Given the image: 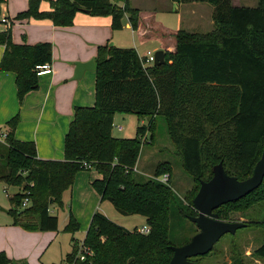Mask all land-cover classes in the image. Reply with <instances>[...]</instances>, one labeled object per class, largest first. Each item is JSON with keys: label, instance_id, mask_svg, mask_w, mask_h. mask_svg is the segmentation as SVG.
<instances>
[{"label": "trees", "instance_id": "16d2710c", "mask_svg": "<svg viewBox=\"0 0 264 264\" xmlns=\"http://www.w3.org/2000/svg\"><path fill=\"white\" fill-rule=\"evenodd\" d=\"M174 1L212 4L214 29L208 33L179 29L176 50L166 51L161 65L146 64L135 47L100 45L95 58L96 100L92 106L75 107L63 159L39 158L33 141L16 138L19 114L7 122L6 139L0 140V180L21 186L10 197L16 224L58 230L59 217L52 213L51 205L62 206L63 193L72 188L76 174L94 168L102 174L92 182L102 200H110L123 214L144 215L150 226L148 233H140L96 212L82 247L74 245L63 261L52 264H169L174 244L169 235L172 214L188 218L197 214L193 198L201 181L213 176L216 164L222 162L228 174L243 180L251 176L262 154L264 0L255 6L234 5L232 0ZM5 2L0 0V18ZM78 11L111 16L113 30L124 28L126 13L134 30L140 21L139 9L130 0H51V10L45 12L39 10L38 0H30L29 8L16 18H50L56 26H71ZM0 44L5 46L0 70L16 73L22 100L39 85L36 66L52 62V43H15L11 29L1 27L0 22ZM117 112L147 116L149 121L137 127L134 137H116L112 129ZM157 116L165 118L182 166L193 179L188 204L178 203L170 180L156 178L171 174L170 162H160L154 177L134 171L144 135L150 130L152 141L155 138ZM253 196L256 198L250 200ZM25 197L30 199L28 207L23 206ZM260 199H264V180L247 196L216 211L227 220L225 207H248ZM79 228L71 214L67 231L74 234ZM253 254L264 259V242ZM9 261L0 250V264ZM231 264L246 263L234 256Z\"/></svg>", "mask_w": 264, "mask_h": 264}, {"label": "rangeland", "instance_id": "374dc122", "mask_svg": "<svg viewBox=\"0 0 264 264\" xmlns=\"http://www.w3.org/2000/svg\"><path fill=\"white\" fill-rule=\"evenodd\" d=\"M29 5L30 0H8L7 3L3 4L1 16H6L5 14L11 15L13 36H17L18 40L16 42H28L27 38L33 33L28 31V28L31 25H35L33 20L47 19L32 17L31 23L24 22L23 24H19L17 20L13 19L17 12L27 10ZM38 6L41 12L48 11L51 9V0H38ZM168 17L171 23H174L177 15L170 14ZM42 24L44 25V23ZM2 25L4 26L5 24L2 23ZM80 29L74 30L75 32L70 35L72 36V42L76 43L77 48L84 43V39H87L85 35H82L83 33H80L84 28ZM111 32L109 44L114 42L116 46H133L132 32L130 30H111ZM117 40H120L118 42H122L125 45H118L120 43ZM43 41H51V39L39 42ZM146 48L140 46V50H143L142 52H145ZM65 52L66 56L71 54L70 51L66 50ZM88 72L96 73L95 69H89ZM148 121V117H138L131 113L118 114L114 120L112 134L116 137H134L137 133V127L147 124ZM120 125L123 126L122 129L119 128ZM8 130L9 127H5L2 130L4 136L0 135L1 141L6 139L5 134H7ZM154 132L155 138L152 142H148L151 135L150 130L147 133V139L143 140L134 171L142 177H154V170L160 162H170L172 170L169 180L178 196V203L181 201L184 205L188 204L186 200L187 192L194 189V182L182 166L178 150L168 134L164 117L157 116ZM89 174L95 177L96 171H83L78 176L77 184L74 185L73 189H68L63 193L62 206L58 204L51 205L52 213L59 217V227L56 231L33 230L21 224H16L14 215L10 211L14 208L10 197L14 196L21 189V186L9 185L4 180H0V250H4L10 259L7 264H13L14 261H27L29 264H52L63 261L67 254L72 251L73 245L78 248L82 247L96 212L104 213L111 220L130 230L148 224L144 215L138 213L123 214L117 210L110 200H102L99 192L95 188L90 187ZM255 198L253 196L250 200ZM182 207L187 210V207ZM223 211L228 218L227 221H242L246 222L247 226L239 228L235 234L227 233L223 235L209 254L193 258L196 264H231L234 256L242 257L246 264H264L263 258H258L253 254L254 250L264 242V199L254 201L248 207L245 205L238 208L237 206H228ZM71 214L80 225L79 230L74 234L67 231ZM23 218L27 219L26 217ZM198 231L196 224L187 216L184 217L182 215L181 217L178 212L172 214L169 231L170 239L174 243L172 245L180 246L189 242Z\"/></svg>", "mask_w": 264, "mask_h": 264}, {"label": "crops", "instance_id": "0c3cea01", "mask_svg": "<svg viewBox=\"0 0 264 264\" xmlns=\"http://www.w3.org/2000/svg\"><path fill=\"white\" fill-rule=\"evenodd\" d=\"M232 1L234 5L240 6H255L258 3V0ZM7 2L8 0H6ZM130 4L139 9L138 28L135 30L132 28L129 15L126 13L124 28L121 30L125 29L132 32V47H135L142 57L146 55L147 51L156 52L159 49H163L165 52H175V34L179 29L195 33H208L215 27L214 7L208 2L179 3L174 0H130ZM7 11L9 12L8 7ZM17 14L13 19L17 20L19 24L31 23L30 21L33 20L32 18L18 19L16 18ZM170 14L177 15L174 23H171L168 17ZM5 15L10 20L11 15ZM33 21L35 25L28 28V31L33 32L27 38L28 42H16L18 40L17 36H13L12 20H10L9 26L1 24V27L11 29L12 40L15 43L35 44L42 40L51 39L53 43L49 42L52 43L53 57L50 63L53 72L38 75V87L27 92L21 100L18 95L16 73L10 70H0V131L2 132L5 127L8 128L7 122L19 114L20 121L15 129L16 138L22 141H33L39 158L63 159L65 136L73 120L75 107L92 106L96 100V73L86 70L81 79L75 78L76 62H85L90 59L95 61L99 46L105 45L111 39L112 17L91 16L85 11H79L76 13L74 23L71 26H56L50 18ZM80 28H84L80 33H83L82 35H85L87 39H84V43L77 48L70 35L75 32L74 30H81ZM82 35L80 36L81 39L83 38ZM118 43H120L118 45H125L122 42ZM140 46L147 47L145 52L140 50ZM4 50L5 46L0 44V61ZM66 50L70 51L71 54L66 56ZM118 114L121 115L123 112L115 113L114 120ZM136 116L140 117L139 115ZM2 135L4 136V134ZM151 141L150 135L148 142ZM92 170L95 169L88 171ZM83 171L86 170L76 174L74 185L77 184L78 176ZM93 177L89 174L88 179L91 188L93 187L92 182L102 178V174L96 171L95 177ZM74 185L70 189H73Z\"/></svg>", "mask_w": 264, "mask_h": 264}, {"label": "water", "instance_id": "95a60500", "mask_svg": "<svg viewBox=\"0 0 264 264\" xmlns=\"http://www.w3.org/2000/svg\"><path fill=\"white\" fill-rule=\"evenodd\" d=\"M114 45V42L109 44ZM165 62V51L159 49L155 52V65ZM94 59L76 62L75 78L81 79L84 72L95 69ZM264 180V148L255 164L253 173L246 179L240 180L227 173L222 162L213 167V176L202 180L200 188L193 198V208L196 215L189 219L196 224L199 231L191 240L183 245H172L173 255L169 264H196L192 258L208 254L213 250L219 239L227 234H235L239 228L247 226L242 221H227L220 218L216 211L222 205L235 202L256 190ZM13 264H29L27 261H14Z\"/></svg>", "mask_w": 264, "mask_h": 264}, {"label": "built area", "instance_id": "2783aa9c", "mask_svg": "<svg viewBox=\"0 0 264 264\" xmlns=\"http://www.w3.org/2000/svg\"><path fill=\"white\" fill-rule=\"evenodd\" d=\"M0 22H1V24L2 23L5 24L6 26L10 25V20L6 16H1ZM144 59H145L146 64H153L154 60H155V52L154 51H147L146 55L144 56ZM36 72H37V75L50 74L53 72L52 64L50 62L38 64L36 66ZM119 128L122 129L123 127L121 126ZM145 139H147V134H145L143 137V140H145ZM0 140H1V138H0ZM86 167L91 168V165L86 163ZM135 169L136 168H134V170ZM156 178L163 181V182H168L170 175H169V173H164L161 176H158ZM29 201H30L29 197H25L24 201H23V206H27L29 204ZM137 230L140 233L146 234L150 231V226L148 224H145L142 227L137 228Z\"/></svg>", "mask_w": 264, "mask_h": 264}]
</instances>
